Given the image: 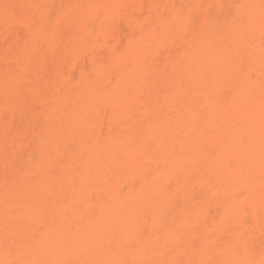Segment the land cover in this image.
<instances>
[{
	"label": "bare ground",
	"instance_id": "6f19581e",
	"mask_svg": "<svg viewBox=\"0 0 264 264\" xmlns=\"http://www.w3.org/2000/svg\"><path fill=\"white\" fill-rule=\"evenodd\" d=\"M0 264H264V0H0Z\"/></svg>",
	"mask_w": 264,
	"mask_h": 264
}]
</instances>
